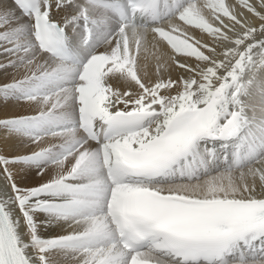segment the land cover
Here are the masks:
<instances>
[{"label": "snow or ice", "instance_id": "snow-or-ice-1", "mask_svg": "<svg viewBox=\"0 0 264 264\" xmlns=\"http://www.w3.org/2000/svg\"><path fill=\"white\" fill-rule=\"evenodd\" d=\"M0 56L20 73L0 99L28 109L0 130L32 146L0 154V264H264V12L249 0H0Z\"/></svg>", "mask_w": 264, "mask_h": 264}, {"label": "bare ground", "instance_id": "bare-ground-1", "mask_svg": "<svg viewBox=\"0 0 264 264\" xmlns=\"http://www.w3.org/2000/svg\"><path fill=\"white\" fill-rule=\"evenodd\" d=\"M197 2L203 3L204 0H197ZM236 2H237V0H225V3L229 4L230 6L235 5ZM249 3H252L256 7L257 11L264 12V7L261 6V0H249ZM236 11L237 12L243 11L244 15L248 17L250 22H255V18L252 17L250 14H248L246 10H241V9L237 8ZM205 15L208 17L210 22L213 21V18H212L210 13L205 11ZM225 22H227L226 18H225ZM216 23L218 25V22H216ZM197 36L201 37L203 39V41H207V42L211 43V38L208 37L207 34L199 33L197 31ZM151 40H152V34L149 32V34H148L149 47H148L147 51L142 53V58H141L142 67H141L140 74L142 77L145 78V80H148V79L154 80L156 78V72H157V64H156V61L154 59L155 50L153 48H151ZM161 52L165 57L167 56V52H165L163 49H161ZM1 57H0V62L4 61V60H1L2 59ZM145 72L147 73V76L144 75ZM12 78H13V75L11 77H9L8 79H6L5 81H3L2 83L10 81ZM172 78L175 79V73H173ZM2 83H0V84H2ZM0 101H2V100H0ZM10 102H11V100H10ZM12 102H14V101H12ZM0 103H3V102H0ZM13 104H10L6 101H5V103L1 104L0 105V117H2L4 115L20 114V113L28 111L27 106H25V105H20V107H18L16 103H15L16 106H15V104L14 105ZM14 141H15V139H5L4 132L2 130H0V154L16 155V154L21 153V152L29 151L30 148L32 147V146H30L28 149H27V147L20 148L22 146V145L20 146V144H15V146L12 145ZM14 143H17V141ZM13 170H14V172L17 173L16 181L19 180L20 181L19 184L31 186V185L39 182V181H36L35 179H33L34 181L32 180V182L28 184L27 183L28 181L26 179L21 178V177H20V179L18 178L20 173L18 172L17 169L14 168ZM55 171H57V170H55ZM3 184H4L3 178L0 177V189L3 188ZM55 231H60V229H56Z\"/></svg>", "mask_w": 264, "mask_h": 264}, {"label": "rangeland", "instance_id": "rangeland-1", "mask_svg": "<svg viewBox=\"0 0 264 264\" xmlns=\"http://www.w3.org/2000/svg\"><path fill=\"white\" fill-rule=\"evenodd\" d=\"M0 57H1V56H0ZM1 58H2L1 60H5V59H6V57H3V56H2ZM19 74H20V73H18L17 71H15V70H11V69L8 70L7 72H4V71L2 72V71H0V83H2L3 81H5L6 79H8L9 77H11L12 75H13V76H17V75H19ZM0 100H2V101H0V102L5 103V101H4L3 99H0ZM6 102H8V103H10V104H13V103L15 104V103H16V102H12V101L10 102V100H9V101H6ZM3 103H0V105L3 104ZM14 104H13V105H14ZM16 104H17V103H16ZM16 104H15V106H16ZM20 105H21V104H17L18 107H20ZM14 142H16V140H15ZM14 142H13L12 145L15 146V144H18V142H17V143H14ZM14 146H13V147H14ZM20 146H21V145H20ZM22 147L24 148L25 146H21L20 148H22ZM29 147H30V145L27 146V149H28ZM55 170H56V169H55ZM55 170L53 169V171H55ZM20 177H21V178H24V177H22V174H20V175L18 176L19 179H20ZM24 179H26V180L28 181V182H27L28 184L31 183L33 179H35L36 181H39L38 178H35V177H27V178H24ZM29 181H30V182H29ZM33 181H34V180H33ZM16 182H17L18 184L20 183L19 180L16 181Z\"/></svg>", "mask_w": 264, "mask_h": 264}]
</instances>
